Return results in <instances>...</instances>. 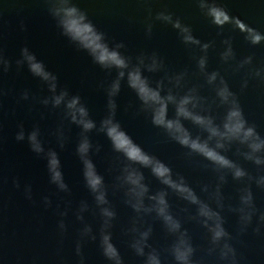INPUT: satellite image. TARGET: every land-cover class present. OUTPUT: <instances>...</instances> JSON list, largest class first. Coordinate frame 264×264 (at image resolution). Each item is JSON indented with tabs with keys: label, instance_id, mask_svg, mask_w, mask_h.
I'll use <instances>...</instances> for the list:
<instances>
[{
	"label": "water",
	"instance_id": "obj_1",
	"mask_svg": "<svg viewBox=\"0 0 264 264\" xmlns=\"http://www.w3.org/2000/svg\"><path fill=\"white\" fill-rule=\"evenodd\" d=\"M69 3L87 13L97 29L105 33L110 45L123 43L125 47L120 51L133 63L141 55L155 53L164 67L152 73L145 69L144 75L153 86L163 79L165 94L168 87H173L168 77L186 74L182 87L174 91L183 95L189 88L197 87L199 94L207 98L206 106L211 107V114L219 123L226 109L219 105L215 86L207 83L198 67V59L205 53L198 45L184 43L179 30L171 24L156 19L160 12L172 14L174 19L189 26L202 44L212 45L207 51V72H220L238 96L249 124H254L264 137V79L251 74L252 69H264V43L252 45L243 33L247 25L264 33V0H216L232 17L242 21L237 29L222 17L220 23L224 28L214 25L199 7V0H69ZM63 6L61 0L52 5L53 9ZM49 8L48 0H0V55L11 64L7 71L0 65V264H81L82 257L76 250L78 242L84 264H111L101 248L104 217L86 185L84 165L77 153L83 130L66 117L63 105L54 107L52 103H43L53 95L48 84L34 76L26 62L17 65V61L23 59L25 47L58 77V92L66 89L70 96H80L96 122L97 128L86 134L93 145L90 158L104 177L107 199L116 213L109 231L124 264H146L147 254L153 250L159 255L161 264H177L172 253L176 237L167 231L155 212L137 213L127 203L125 188L119 186L118 177L128 161L113 150L111 141L99 131L101 121L110 114L108 89L117 78V70L102 68L88 52L64 36ZM150 25L151 33L148 31ZM225 40L231 41L236 55V59L228 63L221 58L227 48ZM249 56L253 57L252 65L237 70L239 62ZM245 80L247 88H243ZM113 99L117 105L115 119L123 129L147 153L171 167L174 174L183 175L202 200L208 201L210 193L220 184L224 208L217 210L231 234L228 242L236 250L238 264H264V223L260 221V215L264 214V188L256 183V179L264 176V165L257 166L244 159L237 151L239 146L233 145L226 155L255 179L236 180L227 173L226 182L221 184L214 165L197 154L187 155V148L152 123L151 113L142 110V102L128 86L126 78ZM168 115L169 118L175 116L172 105ZM184 124L193 136H206L190 121ZM21 125L25 139L18 141ZM36 128L45 148L44 154L33 152L27 138ZM48 150L58 153L69 191H61L51 182ZM141 171L150 188L149 195L161 190L168 192L170 210L188 231L196 250L192 257L194 264H231V259L221 258L220 248L209 251L213 248L211 234L199 218L192 219L197 216V207L166 189L149 169ZM205 186L209 191H204ZM245 188H250L257 211L251 225L242 231L239 212L235 209L242 206L240 197ZM82 203L88 207L80 213ZM152 203L145 199L146 205ZM212 206L216 208L214 202ZM65 212L67 215H62ZM78 214L83 215V220ZM61 221L65 224L63 230ZM134 221L139 222L136 226L141 232L152 229L144 256L138 255L131 246L140 237L139 232L129 231ZM87 226L92 228L95 240L91 236H81ZM257 226L259 232L255 231Z\"/></svg>",
	"mask_w": 264,
	"mask_h": 264
},
{
	"label": "clouds",
	"instance_id": "obj_2",
	"mask_svg": "<svg viewBox=\"0 0 264 264\" xmlns=\"http://www.w3.org/2000/svg\"><path fill=\"white\" fill-rule=\"evenodd\" d=\"M48 2L50 4L49 11L57 19L58 26L62 29L64 36L68 37L80 49L88 52L93 61L102 68L117 70V78L108 89L110 114L101 121L99 131L104 133L111 141L113 150L122 154L128 161L123 168V174L118 177L120 181L119 186L125 188V195L128 197L127 203L137 213L155 212L164 222L167 231L176 237L172 246V253L177 264H194L192 257L196 250L192 245L188 231L182 228L181 221L170 210L171 205L167 199L168 192L161 190L154 195H149L150 188L144 182L145 176L141 171L142 168L149 169L152 175L161 184L166 186V189H171L181 199L197 207V216L192 217V219L199 218L200 222L211 234L213 248L209 251L211 252L215 248H220L222 259H231V264H238L236 250L228 242L232 239L231 234L225 229L224 218L221 216L220 211L217 210L224 208L220 184L216 186L214 192L210 193L208 201L202 200L183 175L179 173L174 174L172 168L166 163L156 156L147 153L115 119L117 105L113 98L119 94L122 81L126 78L128 86L137 94L139 100L142 102V110L151 113L152 123L164 129L171 139L182 147L187 148L189 150L187 155L197 154L214 165L215 171L219 173L221 184L226 182L227 173H231L236 180L247 178L251 181L255 179L249 175L244 167L230 159L226 153L232 149L233 145H238L237 151L244 159L254 162L257 166L264 165V137L257 131L254 124H249L238 96L231 91L227 80L220 72H207V51L212 45L209 43L202 44L192 34V29L182 24L179 19H174L172 14L160 12L157 15L156 19L169 23L179 30L184 43L198 45L205 53V55L198 59V67L201 73L206 76L207 83L215 86L219 105L226 109L219 123H217V118L211 114V107L206 106L207 98L199 94L197 87L189 88L183 95L174 91V88L179 89L182 87V81L186 74L168 77V82L173 87H168L165 94V82L163 79L156 82L155 86H153L152 81L144 75L145 69L152 73L158 72L164 67L163 62L155 53L151 56L141 55L136 58L137 62L133 63L130 57L125 56L120 51L125 47L124 44L110 45L105 33L97 29L86 12L75 5H70L69 0H61L65 6L55 9H53L52 5L56 3V0H48ZM199 7L211 18L212 23L218 28H224L220 23L221 17L225 21H230L234 29H237V25L242 23L238 17H232L226 8L216 3V0H199ZM148 31L151 33V25ZM243 33L245 34V39L252 45L264 43V33L249 25H247ZM224 44L227 45V48L221 53V58L225 63H228L235 60L236 55L230 40H225ZM22 55L23 59L18 60L17 65L22 66L26 62L29 71L46 82L50 92L53 94L50 98L43 100V103L45 105L52 103L54 107L63 105L66 109V117L70 118L72 123L77 124L83 130L82 139L77 147V153L84 165L86 185L94 194L96 203L101 208V215L104 217L101 229L103 255L111 264H124L120 252L112 242V235L109 231L116 213L111 208L110 202L107 199L104 177L98 173L96 165L90 158L93 145L86 134L97 128L96 122L91 119L89 110L82 103L80 96H70L66 89L58 92V77L47 70L45 64L38 60L36 55L30 53L27 47L22 50ZM252 63L253 57H246L239 62L237 70L252 65ZM0 65H3L5 71L11 66L10 61L6 60L2 55H0ZM251 74L264 79V69H252ZM247 86L248 82L245 80L243 88H247ZM24 98H28L27 93L24 94ZM213 103H216V101L214 100ZM170 105L175 109V116L173 118H169L168 115ZM186 120L199 127L203 133H206V136H193L192 132L184 124ZM20 127L21 130L17 134L16 139L23 141L25 139V132L23 125ZM39 136V129L36 128L27 138L33 152L44 154L45 148ZM60 138L61 147H63L62 131L60 132ZM96 150L99 151V147ZM46 156L51 182L57 185L59 190L69 191L61 170L58 153L55 150H48ZM136 165L139 167H136ZM256 183L258 186L264 188V176L256 179ZM17 187H19L18 183ZM204 191H209L208 186L204 187ZM28 193L29 198H31L30 187ZM146 198L153 203L146 205ZM240 201L242 206L235 209V211L239 212L241 230L244 231L251 225L257 211L250 188L242 190ZM212 202L215 203L216 208H213ZM46 203L50 205L51 202L46 198ZM87 207L86 203H82L80 213L86 211ZM62 215H67V213L65 212ZM78 218L83 220V215L78 214ZM260 221L264 223V214L260 215ZM138 223V221H134L132 228L129 229L133 233H140L139 239H135L131 246L138 255L144 256L152 229L148 228L146 231L141 232L136 226ZM60 228L62 230L65 229L63 221L60 223ZM255 231L259 232L260 227L257 226ZM81 236H91L92 240L96 239L92 235V228L90 226L82 230ZM221 242H223L222 246ZM76 250L77 254L82 257L81 264H84L81 244L79 242L77 243ZM146 264H161V259L155 250L147 254Z\"/></svg>",
	"mask_w": 264,
	"mask_h": 264
}]
</instances>
